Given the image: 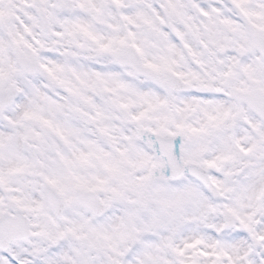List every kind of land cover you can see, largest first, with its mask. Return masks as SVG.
Returning a JSON list of instances; mask_svg holds the SVG:
<instances>
[{
  "label": "snow or ice",
  "instance_id": "obj_1",
  "mask_svg": "<svg viewBox=\"0 0 264 264\" xmlns=\"http://www.w3.org/2000/svg\"><path fill=\"white\" fill-rule=\"evenodd\" d=\"M0 264H264V0H0Z\"/></svg>",
  "mask_w": 264,
  "mask_h": 264
}]
</instances>
